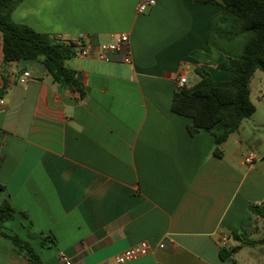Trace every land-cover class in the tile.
<instances>
[{"label":"crops","instance_id":"1","mask_svg":"<svg viewBox=\"0 0 264 264\" xmlns=\"http://www.w3.org/2000/svg\"><path fill=\"white\" fill-rule=\"evenodd\" d=\"M140 2L22 0L13 10L14 21L64 40L99 44L127 33L132 61L123 51L109 59L82 55L80 41L66 64L84 86L81 96L54 82L38 60L4 62L0 40V87L3 76L11 82L0 96V201L16 209L4 227L29 240L43 264H66L63 255L72 264H264V221L250 211L264 201V136L256 131L264 119L246 121L264 105V72L250 80L256 112L216 155L214 135L191 134L192 119L171 102L180 76L189 86L199 81L188 84L197 66L218 80L232 77L205 56L222 6L157 0L139 12ZM26 70L31 76L21 83ZM241 230L243 240L259 242L222 259V247L243 243L234 237ZM142 241L149 254L117 262ZM0 264L30 262L1 237Z\"/></svg>","mask_w":264,"mask_h":264},{"label":"trees","instance_id":"2","mask_svg":"<svg viewBox=\"0 0 264 264\" xmlns=\"http://www.w3.org/2000/svg\"><path fill=\"white\" fill-rule=\"evenodd\" d=\"M21 1L0 0V40L4 62L38 60L44 64L54 82L64 88L77 90L84 96V86L76 70L66 64L67 59L77 52L80 43L84 44V40H64L14 21L12 12ZM192 1L221 4V11L210 21L207 36L210 53L205 56L206 62L216 64L219 69L231 70L232 77L218 80L208 69L197 66L195 71L199 81L191 86L186 84L176 88L171 110L192 119L188 125L191 134L201 129L212 133L215 137L214 152L223 156L221 146L257 110L251 98L250 80L257 70L264 72V0ZM220 55H223V59L217 62ZM229 58L235 60V66L229 64ZM10 84L9 77L3 76L0 96ZM250 211L264 221V201L252 202ZM15 214L16 209L8 199L0 201V238L10 239L12 248L26 257L30 264H43L29 240L4 227L5 221ZM243 232L235 233L234 237L243 240L241 234L246 235ZM40 238L45 245L47 237L40 235ZM258 242L248 239L232 248L222 247L220 257L224 260L232 259L244 245Z\"/></svg>","mask_w":264,"mask_h":264},{"label":"built area","instance_id":"3","mask_svg":"<svg viewBox=\"0 0 264 264\" xmlns=\"http://www.w3.org/2000/svg\"><path fill=\"white\" fill-rule=\"evenodd\" d=\"M156 2L157 0H141V2L138 5V11L144 12L147 8L154 6ZM118 51L124 52V60L126 62L132 61L129 34L121 33L119 35L114 36L112 40L107 42H101L99 44L86 42L83 44L81 48L82 55L87 56L92 53H96L97 55H99V57L103 59H109L110 54ZM30 76H31L30 71L26 70L21 74L19 81L21 83H26L30 78ZM186 83H187L186 77L180 76L177 81V87L181 88L184 85H186ZM3 103L4 100L3 98L0 97V104ZM256 157H257V153L254 148H250L247 150V154L245 158L246 162L252 163L254 162ZM157 246L160 248H164L166 244L164 241H160L157 244ZM151 249L152 246L148 241H142L122 251L120 254L117 255L116 260L118 263H125L128 261H132L149 254ZM62 258L66 264H72L71 260L67 256L63 255Z\"/></svg>","mask_w":264,"mask_h":264},{"label":"rangeland","instance_id":"4","mask_svg":"<svg viewBox=\"0 0 264 264\" xmlns=\"http://www.w3.org/2000/svg\"><path fill=\"white\" fill-rule=\"evenodd\" d=\"M207 60H208V59H207ZM206 63H209V62H206ZM212 64H214V63H212ZM258 72H262V71L259 70ZM196 78H198V75H197L196 73L192 72V73L190 74V80H189L188 84H191L193 81H195ZM262 90H263V92H264V85L262 86ZM254 100L257 101L255 98H254ZM257 118L264 119V105H260V106H259V112H258L254 117H252V118H250V119H248V120H246V121L249 122L248 125L250 126V124H251L252 122H254L255 120H257ZM256 131H257L259 134H261V138H262V136H264V128L257 127V128H256ZM251 133H252V131H251L250 134L245 138L246 140H248V139L251 137V135H252ZM259 150L261 151V152H260L261 154H264V143H263L262 145L259 146ZM260 220H262V219H260Z\"/></svg>","mask_w":264,"mask_h":264}]
</instances>
